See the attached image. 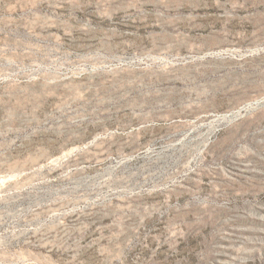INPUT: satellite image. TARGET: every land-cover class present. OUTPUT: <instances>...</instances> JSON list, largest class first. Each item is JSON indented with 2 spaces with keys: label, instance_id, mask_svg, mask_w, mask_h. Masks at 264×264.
Returning a JSON list of instances; mask_svg holds the SVG:
<instances>
[{
  "label": "rangeland",
  "instance_id": "1",
  "mask_svg": "<svg viewBox=\"0 0 264 264\" xmlns=\"http://www.w3.org/2000/svg\"><path fill=\"white\" fill-rule=\"evenodd\" d=\"M0 264H264V0H0Z\"/></svg>",
  "mask_w": 264,
  "mask_h": 264
}]
</instances>
